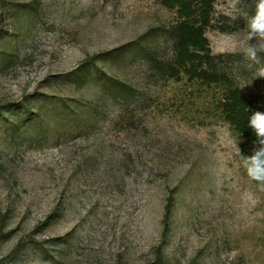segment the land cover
I'll list each match as a JSON object with an SVG mask.
<instances>
[{
  "label": "rangeland",
  "instance_id": "obj_1",
  "mask_svg": "<svg viewBox=\"0 0 264 264\" xmlns=\"http://www.w3.org/2000/svg\"><path fill=\"white\" fill-rule=\"evenodd\" d=\"M256 2L0 0V264H264L255 142L224 112L264 105L236 44Z\"/></svg>",
  "mask_w": 264,
  "mask_h": 264
},
{
  "label": "clouds",
  "instance_id": "obj_2",
  "mask_svg": "<svg viewBox=\"0 0 264 264\" xmlns=\"http://www.w3.org/2000/svg\"><path fill=\"white\" fill-rule=\"evenodd\" d=\"M255 38L256 43H249ZM244 57L253 62H259V55L264 53V0H257L255 12L248 20V32L246 40L241 44L236 42ZM264 78V67L259 68L255 73V79ZM248 126L254 131L257 138L252 154L241 156L243 166L250 179L264 185V112H252ZM238 152L239 149L237 148ZM240 154V152H239Z\"/></svg>",
  "mask_w": 264,
  "mask_h": 264
},
{
  "label": "trees",
  "instance_id": "obj_3",
  "mask_svg": "<svg viewBox=\"0 0 264 264\" xmlns=\"http://www.w3.org/2000/svg\"><path fill=\"white\" fill-rule=\"evenodd\" d=\"M205 11L207 13L212 10L215 0H198ZM195 0H163V3L166 7L171 9H181V10H190L192 9V4ZM198 40L200 43H204L207 45V40L203 38V33H199ZM113 57V56H112ZM111 57V58H112ZM180 57L183 61L186 62V65L189 63V72L192 75H195V56L190 51V48L186 45V43H181L180 48ZM83 68H80L78 71L74 73L73 78L79 79L81 76L79 72L82 71ZM77 74V75H76ZM13 109L9 107L6 109L7 112H11ZM261 111L264 112V105H258L248 99L244 93L240 89L233 90V97L231 102H228L224 107V112L226 114V119L238 132L243 135L245 138L252 142H256L257 138L255 136L254 131L248 126V120L252 112ZM26 117L29 115V111L25 112ZM171 202L167 205V220L171 213Z\"/></svg>",
  "mask_w": 264,
  "mask_h": 264
}]
</instances>
